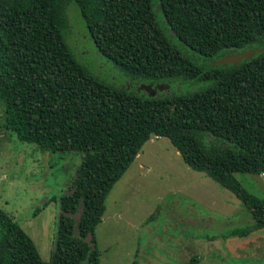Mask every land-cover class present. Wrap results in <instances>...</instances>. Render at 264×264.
Listing matches in <instances>:
<instances>
[{"label":"trees","instance_id":"16d2710c","mask_svg":"<svg viewBox=\"0 0 264 264\" xmlns=\"http://www.w3.org/2000/svg\"><path fill=\"white\" fill-rule=\"evenodd\" d=\"M67 1L0 0L3 129L44 152L86 154L73 191L59 201L50 262L0 209V264H99L93 228L106 195L153 137L168 139L187 167L249 211L252 225L232 236L264 229V199L234 176L264 175V52L212 64L264 46V0H73L128 88L78 63L63 33ZM195 82L208 85L179 89ZM140 84L165 89L150 96Z\"/></svg>","mask_w":264,"mask_h":264},{"label":"rangeland","instance_id":"374dc122","mask_svg":"<svg viewBox=\"0 0 264 264\" xmlns=\"http://www.w3.org/2000/svg\"><path fill=\"white\" fill-rule=\"evenodd\" d=\"M64 15V38L78 63L98 80L128 88V76L98 52L73 0L66 2ZM207 85L195 82L179 89ZM3 124L0 105L2 129ZM0 132V209L49 263L59 201L73 191L86 154L44 152L17 141L9 131ZM234 176L247 192L264 199V175ZM104 206L93 228L99 264H188L192 257L196 264H264V229L232 236L252 225L249 211L231 192L187 167L166 138L153 137L143 145L109 190ZM82 208L80 202L71 214L74 220Z\"/></svg>","mask_w":264,"mask_h":264},{"label":"water","instance_id":"95a60500","mask_svg":"<svg viewBox=\"0 0 264 264\" xmlns=\"http://www.w3.org/2000/svg\"><path fill=\"white\" fill-rule=\"evenodd\" d=\"M262 52H264V46L261 48H254V49L246 50L243 52H239L237 54L226 55L223 58L213 61L212 64L214 65L237 64V63H240L242 59H250L254 54L262 53ZM157 90H163V86L157 85L156 87H153L151 84H147V85L140 84L137 87V91H144L145 93H148V95L150 96L155 95ZM56 237H57V234L55 233V238Z\"/></svg>","mask_w":264,"mask_h":264},{"label":"flooded vegetation","instance_id":"af4514ba","mask_svg":"<svg viewBox=\"0 0 264 264\" xmlns=\"http://www.w3.org/2000/svg\"><path fill=\"white\" fill-rule=\"evenodd\" d=\"M153 87H156V86H153Z\"/></svg>","mask_w":264,"mask_h":264}]
</instances>
